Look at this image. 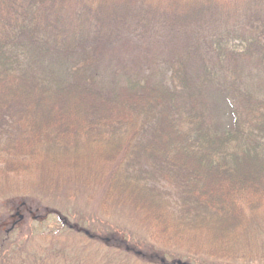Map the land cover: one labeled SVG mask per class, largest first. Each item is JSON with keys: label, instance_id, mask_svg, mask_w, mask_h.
<instances>
[{"label": "trees", "instance_id": "1", "mask_svg": "<svg viewBox=\"0 0 264 264\" xmlns=\"http://www.w3.org/2000/svg\"><path fill=\"white\" fill-rule=\"evenodd\" d=\"M81 188L165 249L264 264V0H0V210Z\"/></svg>", "mask_w": 264, "mask_h": 264}, {"label": "rangeland", "instance_id": "2", "mask_svg": "<svg viewBox=\"0 0 264 264\" xmlns=\"http://www.w3.org/2000/svg\"><path fill=\"white\" fill-rule=\"evenodd\" d=\"M81 190L83 192L73 198L62 193L33 192L23 193L28 198L3 199L0 213L7 214L9 219L2 229L10 231L3 245L7 250L4 252L0 248L2 264H159V261L172 263L175 259L191 264H225L156 245L128 211L115 208L103 211L99 204L101 191ZM24 198L32 201L27 219L15 211V205ZM62 219L68 227L78 230H65ZM85 235L92 238L86 240ZM119 236L135 247L131 254L124 253L116 245L108 246L109 237L119 239ZM45 251L48 255H43ZM144 255L156 259L145 260Z\"/></svg>", "mask_w": 264, "mask_h": 264}]
</instances>
